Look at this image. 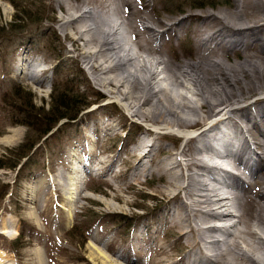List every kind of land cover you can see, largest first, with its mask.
Returning a JSON list of instances; mask_svg holds the SVG:
<instances>
[{
    "label": "rangeland",
    "instance_id": "obj_1",
    "mask_svg": "<svg viewBox=\"0 0 264 264\" xmlns=\"http://www.w3.org/2000/svg\"><path fill=\"white\" fill-rule=\"evenodd\" d=\"M135 1L154 16L153 25L160 30L167 28L165 22L183 17L162 33L158 52L171 66L196 58L198 28L205 20L210 22L204 15L221 11L233 16L236 6V0ZM260 2L264 5V0ZM249 6H244L240 22H264L258 7ZM64 10L55 0H0V137L12 128L22 129L13 145L0 142V191L6 188L0 197V263L188 264L192 243L171 225L173 213L178 214L179 203L187 198L184 191L173 197L176 191L161 168L175 158L182 160L176 152L187 143L194 153L199 140L134 114L117 87L106 83V76L117 69L100 72L97 80L92 63L102 61V56L88 60L82 53L98 47L79 39L82 52L75 48L71 39L76 35L75 21L63 27ZM99 20L119 22L113 12L97 15ZM212 22L213 27L220 25ZM99 31L97 36L102 35ZM118 31L131 54L147 55L126 24ZM237 35L228 34L222 59L232 71L247 67L255 76L245 80L247 89L239 88L244 96L235 106L249 105V111L258 113L264 109V64L253 66L255 60L244 57L239 44L247 40L232 41ZM257 36L264 38V31ZM164 73H159L163 85L168 83L162 79ZM178 88L189 100L198 98ZM24 112L45 115L49 122L62 112L75 116L59 118L42 135L41 129L23 121ZM259 116L244 121L253 127L249 133L253 141L264 139V118ZM202 125H195V130L201 131ZM254 147L264 156L263 146ZM144 151L147 156L142 159Z\"/></svg>",
    "mask_w": 264,
    "mask_h": 264
},
{
    "label": "bare ground",
    "instance_id": "obj_2",
    "mask_svg": "<svg viewBox=\"0 0 264 264\" xmlns=\"http://www.w3.org/2000/svg\"><path fill=\"white\" fill-rule=\"evenodd\" d=\"M55 1L65 8L61 25L65 27L68 22L75 21L76 35L71 36L75 48L82 52L79 39L93 41L98 47L95 51L88 49L82 53L88 60L102 56V61L96 59L97 63H92L97 80L100 72L117 69L114 75L103 74L108 80L106 83L117 87L134 114L199 140L195 152L201 156L194 155L187 143L176 152L182 160L175 158L161 168L170 178L168 186L176 191L173 197L184 191L187 198L179 203L178 214L173 213L171 225L176 230L181 229L182 236L187 237L195 249H192L188 264H264V156L254 147L255 144L264 147V139L253 141L249 135L253 127L244 123L259 113L264 118V109L252 113L249 105L235 106L244 96L239 88L247 89L250 85L245 80L254 75L247 67L241 69L242 72L232 71V66H227L222 56L228 49V34L236 33L238 35L232 41L247 40L244 45L239 44L245 50L244 57L255 60L251 63L253 66L257 62L264 64V38L257 36L264 31V22H240L242 16H239L246 10L245 5L258 7L264 14V5L260 0H236L232 17L221 11L204 15L203 18L210 22L203 19L202 27L198 28L196 58L171 66L170 60L158 52L163 47L162 33L174 23H181L183 17L165 22L167 28L160 30L153 25L154 16L140 10L142 4L135 0ZM100 7L102 12H98ZM110 12L118 16L119 22L97 21V15H109ZM214 19L220 25L213 27ZM123 24L132 30L135 44L147 55L131 54L129 47L118 37V28ZM98 30L102 35H96ZM84 33L89 36H83ZM160 72L166 73L162 78L168 82L165 85L159 82ZM179 86L197 96L196 103L189 100ZM144 103L150 105L144 107ZM205 105L207 109H202ZM184 114L193 118H186ZM203 123L204 128L197 132L194 126ZM21 134L22 129L12 128L10 133L0 137V142L15 143ZM141 144L142 141L139 146ZM146 154V151L141 152L139 157L143 159ZM195 168L197 172H194ZM211 181L215 186H210ZM222 189L225 192H221ZM214 233L221 237H215ZM100 251L99 248L98 253Z\"/></svg>",
    "mask_w": 264,
    "mask_h": 264
},
{
    "label": "trees",
    "instance_id": "obj_3",
    "mask_svg": "<svg viewBox=\"0 0 264 264\" xmlns=\"http://www.w3.org/2000/svg\"><path fill=\"white\" fill-rule=\"evenodd\" d=\"M60 56V55H59ZM61 105H64V103H60ZM25 113V112H24ZM24 122L27 123V125L29 126H32L34 128H37V129H41L42 130V135H45L48 131H50L56 124V121L61 118V117H69V118H73L75 116V114L72 116L71 113H68V112H65V113H59V115L57 116V119H55L53 122H49V119L46 118L45 115H37L36 113H30V112H27L25 113L24 115ZM55 124V125H54ZM34 145V143L30 146V149L31 147ZM1 164V163H0ZM13 166L15 164H12ZM6 188H3V190L0 191V197L3 195V193H5Z\"/></svg>",
    "mask_w": 264,
    "mask_h": 264
}]
</instances>
